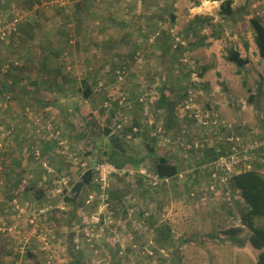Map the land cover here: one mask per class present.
Instances as JSON below:
<instances>
[{"label": "rangeland", "instance_id": "1", "mask_svg": "<svg viewBox=\"0 0 264 264\" xmlns=\"http://www.w3.org/2000/svg\"><path fill=\"white\" fill-rule=\"evenodd\" d=\"M145 1L35 0L31 6L32 0H0L4 21L18 19L14 44L0 48V59L6 57L4 62L1 60L5 72L1 71L0 81L9 84V90L0 95V163L6 164V168L0 165L4 171L0 175L3 247L0 264H65L69 246L76 237L85 264H111L105 256L107 242L127 247L120 253L123 264H255L259 250L239 244L249 233L245 227L232 238V234L217 237L218 233L239 226L235 194L230 188V206L222 190L211 192L207 186L211 177L203 170L211 168V160L201 165L197 176V159L189 149L193 141L195 147L204 146L208 150L215 146L219 150L221 142L233 134L249 144L264 140V59L258 54L247 22L254 10L257 16L264 15V1H250L253 12L244 14L248 15L243 18L244 23L240 19L222 18L218 14L219 1ZM243 2L246 0H235L233 7ZM172 12L174 21L170 20ZM191 26L197 30H191ZM162 30L169 40L157 39ZM213 30L221 34L219 39H214ZM166 41L168 46L173 42L172 48L182 44L186 50L174 58ZM201 42L202 45H196ZM230 48L238 50L250 62L242 69L228 62L225 56ZM200 66L209 68L202 77L195 69L187 74L190 68ZM8 69L12 71L4 76ZM83 80L91 90L88 98L84 95ZM163 88L169 97L165 107L159 105ZM136 97L143 101L140 114L131 105ZM112 102L116 104L113 106L116 116L110 111ZM198 111L209 119H217L218 123H197L191 115ZM89 114L94 120L90 125L107 127L119 134L125 122L136 115L142 128L134 127L133 133L124 136L128 154L132 151L134 157L142 156L145 144L154 137L157 154H172L187 161L181 168L186 178L175 176L169 182L154 183L155 186L152 177L157 174L150 167L151 160L138 169L125 164L123 169L131 173L127 171L121 178L114 173L106 175L107 186L117 191V197L110 199L105 189L108 212L101 211L104 202L99 195L103 189L94 173L92 183L84 187L77 204L65 205L62 202L65 189L70 190L88 167L92 169L96 165H91L93 160L103 158L91 148L92 140L80 136L84 128L91 133H102L87 128L82 116ZM115 120V124H120L114 129ZM166 120L171 124L165 130ZM153 124L156 129L152 128ZM53 137L58 142L54 150L44 153L48 162L43 164L48 170L45 172L32 152L42 153V144ZM248 154L236 171L258 164L264 173V149L256 147ZM50 156L56 163L49 161ZM21 159L28 165L25 179L29 184L34 182L38 187L50 179L54 185L58 183L48 188L44 196V202L53 205L52 213L39 219L36 226L13 211L16 207L23 211L37 203L31 192H17L11 184V170L7 167L13 160ZM65 166L70 169L68 180L64 177L60 181L54 176L55 168L65 169ZM136 175L146 179L141 181ZM195 176L197 181L193 183L190 180ZM64 181L66 184L61 183ZM90 194L94 199L87 203ZM18 199L23 204L17 203ZM15 200L18 205L14 208ZM26 200H30V206L24 204ZM139 210L154 212L156 218L145 225L130 223V216ZM229 212L237 214L232 217ZM99 214L101 218L109 216L108 222L102 221L97 229L95 247L85 249V236L72 228L76 223L81 224L83 216L90 219ZM164 221L171 222L173 242H164L153 235V228ZM151 235L157 247L166 252L172 249V253L163 258H149L140 256L139 251H128L130 245L138 240L146 243ZM25 246L34 247L31 255L25 252Z\"/></svg>", "mask_w": 264, "mask_h": 264}, {"label": "trees", "instance_id": "2", "mask_svg": "<svg viewBox=\"0 0 264 264\" xmlns=\"http://www.w3.org/2000/svg\"><path fill=\"white\" fill-rule=\"evenodd\" d=\"M8 1V0H5ZM35 0H32L31 2V6L34 3ZM40 1V0H38ZM141 2H145V0H140ZM209 1V0H207ZM213 1H219V10H218V14L220 16H222V18L225 19H240L241 23H244L243 20V15L247 12V5L248 3H250V1L253 0H246L244 5H240L238 8L233 7V4L235 2V0H213ZM255 1H260V0H255ZM4 12L0 11V15L3 16L4 18ZM175 19V15L174 13H170V20L174 21ZM195 20H198V18H195ZM201 22H208L206 19H201ZM7 22H10V20H8ZM248 24L251 27L252 30V35H253V41L254 44L257 48L258 54L260 56V58L264 59V15L261 16H257L256 14H254V16H252L251 18L248 19ZM211 25V24H210ZM211 27L213 28V25H211ZM139 29H141L139 27ZM191 30H197L195 28V26H191ZM18 29L15 32H11V33H7L8 36L4 39V40H0V48H5L8 45H12L14 44L13 41L16 40V37L18 36ZM213 37L215 38H219L221 34H216L214 33V30L212 32ZM6 34V35H7ZM167 37V38H166ZM166 38L168 39V36L165 35L164 30L160 31L157 35V39L159 41L162 42V39ZM173 43V42H172ZM172 43L169 44V46H171L172 48ZM165 44L168 46V42L166 41ZM201 43H196V45H200ZM186 50V47H184L182 44H178L176 45V47L172 48V53H173V57L176 58L178 55L184 53V51ZM4 59H6V57L4 56L3 59H0V73L5 72L3 71V63ZM225 59L228 62H231L233 64H235L236 66H238L239 69H242L243 67H245L250 60L247 57H242L239 53L238 50L236 49H232L230 48L225 56ZM2 60V62H1ZM6 66V65H5ZM9 66H7L8 68ZM6 68V69H7ZM5 69V70H6ZM194 69L197 72V75L199 77H202L204 75V73L209 69L207 66H200L196 69V67L190 68L187 72V74L190 75L191 72L194 71ZM12 71L11 69H8L6 73H4V76H9V72ZM195 73V72H194ZM84 83V87H85V97L88 98V96L91 94V90L89 88V86L86 84L87 82L85 80H83ZM165 88L162 89L161 91V96L159 98V105L161 107H165L167 105V103L169 102V97L166 96L164 91ZM9 90V84H7V81L1 80L0 81V95H4L7 91ZM187 91L184 90V93H186ZM250 100L253 99V96L250 95L249 97ZM106 100V99H105ZM143 101H141L136 97V99L131 103V105L134 108V112L135 113H141V109L139 106H142ZM116 105L115 103L112 102V107H111V114L113 116H116V112L117 110L115 108H113V106ZM103 106V104H102ZM101 106V109H103V107ZM108 106H105V109H107ZM132 108V107H131ZM113 109V110H112ZM119 109V108H118ZM104 110V109H103ZM171 110H173L171 108ZM172 112V111H171ZM92 115H84L82 116V119L84 121V123L87 126V128H92V129H98V131H101L102 133H91L90 131L86 130L84 128L83 132L80 133V136L83 138H87L91 141V148L95 149L97 151V154L103 158L98 159V160H93L91 165H95L99 162L102 161H108L111 164H113L115 167L117 168H123L125 166V164H130L132 168L134 169H138L140 167V165L145 164L146 161H152L153 166L152 170L154 171L155 174H157V176L161 179L168 177V178H174L175 176H177L178 172L181 171V168H183V165H187V161L185 160H181L179 158H175L172 154H157L155 152V148L153 146L154 142L153 139L154 137L151 138V141L145 144V151L144 154L140 157H134L132 155V151H130V153L128 154V152L126 151V146L124 145L125 143V138L124 136L126 135L127 132H131L133 133L132 129L134 127H139L142 128L140 126V119L135 115L134 117L131 118L130 122L129 120L126 121L125 123H127L125 126H123L121 129V134H119V131L113 132L111 131L109 128L104 127V128H99L97 127V125H90L94 123V120H92ZM173 115L170 114V118L173 119ZM117 120H115L114 125H112V127L115 129V127L120 124L117 123ZM171 124V121L169 122L168 120H166L165 122V130L169 128ZM156 125L153 124V129L155 128ZM113 130V129H112ZM55 132H58L60 134V130H57ZM113 132V133H111ZM9 133V134H8ZM85 133L87 134V136H85ZM183 134L185 133L184 131L182 132ZM8 135H10V131L7 132ZM91 134V135H89ZM97 135V136H96ZM136 135V133H135ZM107 139V140H106ZM58 140L56 138H49L47 141H45L42 144V153L40 151L39 153V158H37V154L35 151L32 152L33 157L35 156V158L37 160H40L41 162H39V164L41 165V167H43V164H48L47 159L45 157L44 153H47V151H52L54 150L55 145L57 144ZM195 142L192 141V146L189 149V152L192 153L195 157V159H197L196 163L197 165L196 168V174L197 176L200 173V168L201 165L203 163H206L210 160H213L215 157H217L218 154L222 153L221 151H223L221 149V145H220V149H215V146L211 147L210 149H206V147L201 146L202 149H206L205 152L204 150H202L199 147H195L194 144ZM59 144H61V142H59ZM126 144V143H125ZM194 144V145H193ZM218 145V144H217ZM62 150L60 151V153H63L64 147H61ZM39 149V148H38ZM57 153H59V151L57 150ZM195 153V154H194ZM201 153V154H199ZM42 154V155H41ZM121 155H125L126 158H120ZM41 157V158H40ZM65 159V158H64ZM64 159L61 160V162L63 163ZM49 161L51 163H56L55 158L53 156L49 157ZM172 161V162H171ZM67 163V162H66ZM3 165L4 167L6 166L5 162L0 163V165ZM13 165V168H11V165ZM69 166V164H68ZM93 167V166H92ZM6 168V167H5ZM4 168V169H5ZM45 170V172H48V170L45 168V166L43 167ZM91 168V167H89ZM7 169L11 170V184L14 188H16L15 190L17 192H24V193H28L31 192L32 195L34 196V198H36V202L34 205H31L30 208H42L44 206H49V210L46 211L44 214H42L39 219L41 218H46L48 216V214L52 213V204L50 203H46L44 202V196L46 195V192L48 190V188H50L51 186H55L58 183L55 182V185L53 184V179L41 182L40 185H37L34 182H31V184H29L30 182L27 181L25 179V176L27 174L28 171V165H24L23 160H13V162H10ZM55 170L57 171V173L54 175L56 178L60 179V181L66 177V175H68L69 173V167L65 166V169L61 168V167H57L55 168ZM210 177H211V173H213V168H209L206 167L205 169H203ZM55 171V172H56ZM4 171L0 170V175L3 174ZM203 172V173H205ZM92 174H93V170L92 169H87L86 171H84L81 176H79V178L76 180V182H74L71 187L70 190L66 191L65 189V193L66 195L63 198V203L67 206H75L78 202V200L80 199L82 193L85 191L84 187L86 185H89L92 183ZM128 175V173H127ZM191 175V174H190ZM197 176H195L194 179H191V182H196L197 181ZM69 177V176H68ZM118 177H122L118 176ZM132 177V176H129ZM137 178H139L141 181L145 180V177H142L140 175H136ZM188 177V176H187ZM67 178V177H66ZM134 178V177H133ZM24 180H26L27 184L24 183ZM68 180V178H67ZM70 180V177H69ZM92 180V181H91ZM211 181V180H210ZM63 184H66L65 182H61ZM199 183V182H198ZM178 184V183H177ZM207 186H210V182L207 184ZM64 188H66V186H64ZM231 188V189H230ZM223 189L225 191H228L229 189L235 194V199H236V208L238 209V225L235 228H231L228 231H224V232H220L218 233L219 239L220 238H225V237H229L232 234L234 237L236 234H238L241 231V228L245 227L247 229V231L249 232L247 237L245 238V241H240L239 244L241 243V246L244 245H248L249 247H252L255 250H259L257 257H256V262L255 264H264V173L260 171L258 164H254L250 169H245V170H239L236 173H233L226 181L225 184H222V186H217L215 190H212L211 192L214 191H218V190H222ZM154 192H158V190H153ZM106 192L108 193V195H110V199H114L116 198V194L117 191L113 190V188H110V186L106 187ZM152 192V191H151ZM107 195V196H108ZM89 196V195H88ZM87 196V198H88ZM231 196V195H230ZM86 198V200H87ZM108 199V198H107ZM85 200V202H86ZM229 202H227L228 205L231 206V200L232 198L228 199ZM18 201V202H17ZM15 200L13 202V206L15 208V206H17L19 202H21L22 200ZM28 202H24V204H26L27 206H30V200H26ZM17 202V203H16ZM19 204H23V203H19ZM108 206L110 207V205L108 204ZM107 206V207H108ZM107 207L105 208V212H108V210L110 208L107 209ZM234 207V208H235ZM13 211L15 212V214L18 212V209L16 207V209H13ZM136 215H134V212L132 214V216H130V223L133 222H139L141 225H145L147 222H150L151 220L156 218V215L154 212L151 211H146V210H139V211H135ZM19 213V212H18ZM145 213H148V216H145ZM230 213V212H229ZM232 217H234L236 214L233 212L230 213ZM134 215V216H133ZM52 216V215H51ZM22 218H24L27 222H29L26 218L25 215L22 216ZM48 219V218H47ZM77 227H79V229H77ZM72 230H75L76 233H82L85 236L84 239V243L83 245L85 246V249H89L90 250V246L87 243L86 239H87V235L86 232L83 231V227L81 225H78L77 223L74 224ZM79 230V231H77ZM172 226H171V222H160L158 224V226H155V229L153 230V235L155 236H159L164 242L165 241H172L173 242V238H174V232H172ZM152 232V231H151ZM176 235V234H175ZM217 239V240H219ZM1 240L0 239V248H3L1 246ZM150 241L152 243H150ZM73 244L72 246H69L68 249V258L65 264H85L84 260L82 259L81 255H82V246L81 243L78 242V239L76 237V239H73ZM137 246L134 247V244L130 245V247H128V251L132 250V251H139L140 252V256L143 257H149V258H155V257H159V258H163V257H167L169 254L172 253V249L168 248L167 250L170 249L169 252H166L164 248H159L155 245L153 236L151 235L150 239H148V241L146 243L141 242L140 240H138L136 242ZM100 246V245H97ZM34 247L32 246H25V252L29 251L28 255H31V253L33 252ZM127 248V247H126ZM125 246H121L117 244L116 242H107L105 243V256L107 258L110 259V263L111 264H123V260L121 259V255L120 253H122L124 251V249H126ZM163 250V251H162ZM6 251L8 252V248H6ZM31 251V252H30ZM33 257V255L31 256ZM140 264H146V262H141Z\"/></svg>", "mask_w": 264, "mask_h": 264}, {"label": "built area", "instance_id": "3", "mask_svg": "<svg viewBox=\"0 0 264 264\" xmlns=\"http://www.w3.org/2000/svg\"><path fill=\"white\" fill-rule=\"evenodd\" d=\"M4 20L5 19L3 18V16L0 15V40H4L8 36L9 33L15 32L17 30V23H18L17 18L11 19L10 22L4 21ZM191 117L193 120H196V122L201 125H208L210 123L212 125H216L218 123L217 119H209L207 115H203L199 111L192 113ZM225 140L226 142H228V149L218 154L217 157H215L213 160L209 162V164L211 165V168L214 169L213 173H211V181H210V186H209V189H211V191L215 190L217 186H222V184H225L227 179L233 173H236L239 170H241L239 169L238 171H236V168L240 167L241 160L247 159V156L249 155L248 151H251L256 147H260L264 149V140H261L258 143L254 142V144H249V143H244L243 140L240 139L239 136H234V134L231 135L230 137L225 138ZM36 154L38 158L39 153L36 152ZM92 169H93V173L96 174L95 180L100 183L101 189H103L102 193L99 195L100 198L102 199L101 201L104 202L103 206L101 207V211H102V209H105L108 206V202L105 201L107 199V197L105 196L106 194L105 189L107 187V180H106L107 173H114L117 176H121L130 170L123 169V168L121 169L117 168L108 161L99 162L95 166H93ZM192 172H194V169L188 171L187 173L188 175H190ZM177 177L179 179L183 178V180L186 178V176L182 175V171L178 172ZM152 178H153V182H152L153 185L155 184L157 185L158 182H163V181L169 182V180H171V178H168V177L161 179V178H158L157 176H153ZM223 194L227 195L226 196L227 200L230 199L229 190L224 191L223 189ZM93 199H94V195L90 194L86 202L88 203ZM48 210H49L48 206H44L38 209L36 208L32 209L30 207H27L23 211L19 209L18 212L22 216L23 215L26 216L27 220L29 221L28 222L29 224L36 226L39 220V217ZM145 216L147 217L148 213H145ZM107 218H109V216L108 217L105 216L104 218H101L100 214L92 215L90 219H88L85 216L81 218V224H78V225H81L83 227V231L86 232V235H87L86 241L90 247L92 248L95 247V238L97 237L95 236L96 231L99 227H101L102 221H104L105 223L108 222ZM77 229H79V227H77ZM172 232H174V230H172ZM150 243L152 242L150 241ZM136 246L137 245L134 244V247Z\"/></svg>", "mask_w": 264, "mask_h": 264}, {"label": "crops", "instance_id": "4", "mask_svg": "<svg viewBox=\"0 0 264 264\" xmlns=\"http://www.w3.org/2000/svg\"><path fill=\"white\" fill-rule=\"evenodd\" d=\"M262 1H264V0H262ZM205 2H207V1H205ZM245 4V2H243L242 4H240V5H244ZM239 5V6H240ZM254 4H252V6H253ZM239 6H236L235 8H238ZM250 6H251V4H249L248 3V5H247V12H246V14H249V13H252L253 12V10L252 9H250ZM257 13V11L256 10H254V14H256ZM264 13V12H263ZM254 14L252 15V16H254ZM250 15V14H249ZM248 17V15H243V18H245V17ZM251 16V17H252ZM250 17V18H251ZM247 19V18H246ZM249 19V18H248ZM244 22H245V20H244ZM247 22H248V20H247ZM202 38H204V39H206V37H202ZM214 39H219V38H214ZM205 42H206V40H205ZM200 45H202V44H200ZM197 46H199V45H197ZM240 53V52H239ZM262 59V58H261ZM222 144H221V149L223 150V151H225L226 149H228V142H224V141H222L221 142ZM223 151H221V152H223ZM167 188V187H166ZM161 201V200H160ZM159 220V219H158ZM169 222V221H168ZM10 229V228H9ZM155 228H153V230H154ZM3 231H5L4 229H3Z\"/></svg>", "mask_w": 264, "mask_h": 264}, {"label": "clouds", "instance_id": "5", "mask_svg": "<svg viewBox=\"0 0 264 264\" xmlns=\"http://www.w3.org/2000/svg\"><path fill=\"white\" fill-rule=\"evenodd\" d=\"M204 7H205V8L208 7L207 3H205ZM30 225H31V224H30ZM33 226H34V225H33Z\"/></svg>", "mask_w": 264, "mask_h": 264}]
</instances>
